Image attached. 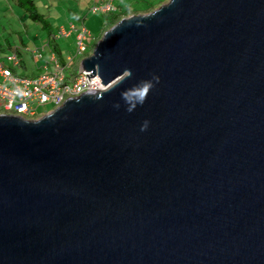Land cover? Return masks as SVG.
<instances>
[{
	"label": "water",
	"instance_id": "water-1",
	"mask_svg": "<svg viewBox=\"0 0 264 264\" xmlns=\"http://www.w3.org/2000/svg\"><path fill=\"white\" fill-rule=\"evenodd\" d=\"M79 68L102 89L0 116V264H264V0H169Z\"/></svg>",
	"mask_w": 264,
	"mask_h": 264
},
{
	"label": "rangeland",
	"instance_id": "rangeland-1",
	"mask_svg": "<svg viewBox=\"0 0 264 264\" xmlns=\"http://www.w3.org/2000/svg\"><path fill=\"white\" fill-rule=\"evenodd\" d=\"M137 1L115 0V3L125 10ZM168 1L147 0L151 5L150 10L137 14L128 13L125 17L152 12ZM16 2L17 0H0V56L8 54L10 49L19 51L20 62L24 67H20L16 74L21 78L52 72L54 68L52 62H50L51 50L44 41L49 38V29H43L41 24L31 21L25 10L20 8ZM34 3L36 12L44 15L49 27H51L50 34H55V28L58 27H63L67 32H69L70 25L78 28L80 26L79 19L83 16L86 30L96 39H89L88 43L90 45L96 44L101 38L106 22L110 17V15H91L85 11L82 12L83 10H79L71 1L66 2V0H34ZM53 44L58 51L60 50V55L57 54L56 58L58 64L64 68L66 80L77 77L81 60L85 56L74 57L76 53L75 35L73 34L68 38L60 37ZM33 52L40 54L41 57L35 60ZM68 59L74 60L69 67H67L69 64ZM54 109L53 107L46 108L33 117L32 120L36 121L51 113Z\"/></svg>",
	"mask_w": 264,
	"mask_h": 264
},
{
	"label": "built area",
	"instance_id": "built-area-1",
	"mask_svg": "<svg viewBox=\"0 0 264 264\" xmlns=\"http://www.w3.org/2000/svg\"><path fill=\"white\" fill-rule=\"evenodd\" d=\"M114 10V0H100L93 5L89 13L108 14ZM69 32L60 30L55 39L75 35V58L85 56L89 51L87 30L80 26H69ZM34 59L41 57L34 52ZM70 59L69 62H71ZM54 70L31 78L13 76L12 70L18 66L15 53L0 58V114H7L25 119H33L46 108H58L65 100L76 98L87 92H94L101 88L97 77L88 78L89 73L79 71V75L72 80H66L64 68L60 66L53 54L50 55Z\"/></svg>",
	"mask_w": 264,
	"mask_h": 264
},
{
	"label": "clouds",
	"instance_id": "clouds-1",
	"mask_svg": "<svg viewBox=\"0 0 264 264\" xmlns=\"http://www.w3.org/2000/svg\"><path fill=\"white\" fill-rule=\"evenodd\" d=\"M99 1L100 0H95V2H93L89 7H88V9H87V13H89V10H90V8L93 6V5H95V4H97V3H99ZM114 8H115V0H114ZM103 15H110V13H108V14H103ZM123 18H125V17H123ZM121 20V19H120ZM74 26V25H73ZM80 26H83L84 28H85V26H84V18H83V21H80ZM79 26V27H80ZM75 27V26H74ZM86 29V28H85ZM60 30H65V29H60ZM60 30H58L55 34H50V36H49V38L48 39H46V41H47V45L50 43H54V42H56L58 39H55L54 37H55V35L60 31ZM108 30V29H107ZM106 30V31H107ZM67 31V30H66ZM88 32V31H87ZM89 33V32H88ZM104 33V32H103ZM73 35V34H72ZM89 35H90V38L89 39H94V40H96L95 38H93V36L89 33ZM71 36V35H70ZM102 36V35H101ZM68 38V37H67ZM88 39V40H89ZM99 41V40H98ZM96 42V41H95ZM97 43V42H96ZM95 44V43H94ZM94 44L93 45H90L89 43H88V48H89V51H88V53L85 55V58H88L89 56H91V51H93V49L92 48H94L93 46H94ZM49 46V45H48ZM12 53H15V55L17 56V59H18V66L16 67V68H14L13 70H12V74H13V76H16V77H19V76H17V74H16V71L21 67L20 66V56H19V53L17 52V50L16 49H13L12 51H9V53L8 54H6V55H2V56H0V58L1 59H3V58H5L6 56H8L9 54H12ZM34 53V52H33ZM51 54H53L54 56H55V60H56V62L58 63V60H57V58H56V55L57 54H59L60 55V50L58 51H51ZM84 58V59H85ZM83 60V59H82ZM81 60V61H82ZM68 61H70V59H68ZM73 61L74 60H72L71 62H69V64H68V66L67 67H69V65H70V63H73ZM63 67V66H62ZM81 69L79 68V71H80ZM82 71V70H81ZM130 74V73H129ZM31 77H35V76H30L29 78H31ZM21 78V77H20ZM99 80V79H98ZM153 80L156 82V83H159V77H153ZM100 82V81H99ZM101 84V83H100ZM101 86V85H100ZM155 85L151 82V81H145V82H143L142 83V85L141 86H139L137 89H135V90H133L131 93H126L125 94V99H126V101L127 102H129L130 103V107L128 108V111L129 112H131V111H133L134 110V108H135V106H136V103H139V104H143L144 103V101H145V99H146V97H147V95H148V92H149V90L151 89V88H153ZM102 89V87L100 88V89H98V90H101ZM98 90H96V91H98ZM96 91H94V92H96ZM84 94V93H83ZM82 95V94H81ZM80 96V95H79ZM66 101V100H65ZM133 101H135V102H133ZM59 108V107H58ZM57 109V108H56ZM55 110V109H54ZM53 110V111H54ZM50 114V113H49ZM0 116H12V115H7V114H0ZM13 117H17V116H13ZM42 117H44V116H42ZM18 118H22V117H18ZM22 119H24V120H26V121H34V120H32V119H25V118H22ZM147 127H148V122L147 121H145L144 122V124L142 125V127H141V131H146L147 130Z\"/></svg>",
	"mask_w": 264,
	"mask_h": 264
},
{
	"label": "trees",
	"instance_id": "trees-1",
	"mask_svg": "<svg viewBox=\"0 0 264 264\" xmlns=\"http://www.w3.org/2000/svg\"><path fill=\"white\" fill-rule=\"evenodd\" d=\"M16 3L20 8L25 10V12L28 15V18L31 21L41 24L43 29L48 28L49 29L48 36H50L51 27H49V24L46 21L44 15L38 14L36 12L34 0H17ZM150 8H151V5L149 4V2H147V0H141V1L138 0L135 4L131 5L130 7L125 8V10L122 7H119L118 5H116L115 3V8L110 13V17L106 22V26L103 32H105L107 29L115 25L120 19L125 17L128 13L137 14L140 12H145L147 10H150ZM48 45L51 51H54V52L57 51L53 43L51 44L49 43Z\"/></svg>",
	"mask_w": 264,
	"mask_h": 264
},
{
	"label": "crops",
	"instance_id": "crops-1",
	"mask_svg": "<svg viewBox=\"0 0 264 264\" xmlns=\"http://www.w3.org/2000/svg\"><path fill=\"white\" fill-rule=\"evenodd\" d=\"M68 1H71L79 10H83L82 12H84V11L87 12L88 7L93 2H95V0H66V2H68ZM80 21H83V16H82V18L79 19V23H80ZM55 29H56V32H57L58 30L64 29V28L63 27H58V28H55ZM44 41H46V40H44ZM46 43H47V41H46ZM9 51H12V50L10 49ZM17 52L19 53V51H17ZM20 66L24 67V66L21 65V62H20Z\"/></svg>",
	"mask_w": 264,
	"mask_h": 264
}]
</instances>
